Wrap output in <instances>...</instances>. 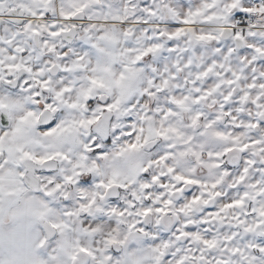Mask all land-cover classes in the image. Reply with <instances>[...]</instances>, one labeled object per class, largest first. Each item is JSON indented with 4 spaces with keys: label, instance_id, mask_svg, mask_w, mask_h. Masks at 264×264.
<instances>
[{
    "label": "snow or ice",
    "instance_id": "6c2138e0",
    "mask_svg": "<svg viewBox=\"0 0 264 264\" xmlns=\"http://www.w3.org/2000/svg\"><path fill=\"white\" fill-rule=\"evenodd\" d=\"M14 207L47 264H264V0H0Z\"/></svg>",
    "mask_w": 264,
    "mask_h": 264
},
{
    "label": "rangeland",
    "instance_id": "374dc122",
    "mask_svg": "<svg viewBox=\"0 0 264 264\" xmlns=\"http://www.w3.org/2000/svg\"><path fill=\"white\" fill-rule=\"evenodd\" d=\"M10 218V211L4 216L5 221H8ZM23 221L18 217L16 224L19 226ZM11 241L16 240L17 243L12 241V247L9 250H6L7 256H4V262L11 261L13 259L22 262V264H47V257L43 251L39 249V254L37 255L34 252V247L32 246L29 240L28 228L27 226L21 228L17 232L10 233ZM22 235L26 237L22 242Z\"/></svg>",
    "mask_w": 264,
    "mask_h": 264
},
{
    "label": "crops",
    "instance_id": "0c3cea01",
    "mask_svg": "<svg viewBox=\"0 0 264 264\" xmlns=\"http://www.w3.org/2000/svg\"><path fill=\"white\" fill-rule=\"evenodd\" d=\"M17 209L14 207L10 210V218L8 221H5L4 217L0 219V232L4 233L6 236H10L12 231L17 232L19 228V224H16L18 216L16 215ZM22 242L27 239L22 235ZM17 243L16 240H12ZM12 241L7 240L4 245L0 246V261H4V256H7L6 250H9L12 247Z\"/></svg>",
    "mask_w": 264,
    "mask_h": 264
},
{
    "label": "clouds",
    "instance_id": "9594fccd",
    "mask_svg": "<svg viewBox=\"0 0 264 264\" xmlns=\"http://www.w3.org/2000/svg\"><path fill=\"white\" fill-rule=\"evenodd\" d=\"M33 250H34V252H35L37 255L39 254V249H38V248H35V247H34Z\"/></svg>",
    "mask_w": 264,
    "mask_h": 264
}]
</instances>
